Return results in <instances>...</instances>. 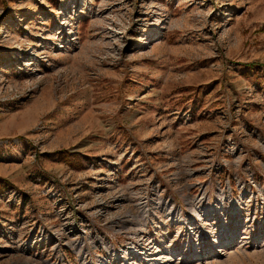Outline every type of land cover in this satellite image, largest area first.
Wrapping results in <instances>:
<instances>
[{"label": "rangeland", "instance_id": "rangeland-1", "mask_svg": "<svg viewBox=\"0 0 264 264\" xmlns=\"http://www.w3.org/2000/svg\"><path fill=\"white\" fill-rule=\"evenodd\" d=\"M0 264H264V0H0Z\"/></svg>", "mask_w": 264, "mask_h": 264}]
</instances>
